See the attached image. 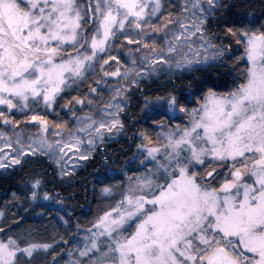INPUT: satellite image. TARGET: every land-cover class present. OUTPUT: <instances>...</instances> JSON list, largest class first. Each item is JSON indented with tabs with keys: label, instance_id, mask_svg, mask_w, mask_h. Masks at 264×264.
Wrapping results in <instances>:
<instances>
[{
	"label": "snow or ice",
	"instance_id": "obj_1",
	"mask_svg": "<svg viewBox=\"0 0 264 264\" xmlns=\"http://www.w3.org/2000/svg\"><path fill=\"white\" fill-rule=\"evenodd\" d=\"M235 7L232 0H0L7 110L0 122L11 129L0 130V176L47 160L71 183L98 155L94 188L105 199L119 196L81 225L34 170L22 203L46 224L75 227L82 243L57 252L68 244L63 236L0 228V264H264V0ZM213 69L232 76L233 86L217 90ZM153 79L156 94L143 95L150 89L141 85ZM136 92L138 115L155 131L133 132L135 150L112 168L108 160L117 158L97 149L139 123L129 111ZM57 107L71 111V127L40 114ZM29 122L35 132L22 127ZM133 167L142 171L128 174ZM109 170L126 182H108Z\"/></svg>",
	"mask_w": 264,
	"mask_h": 264
},
{
	"label": "trees",
	"instance_id": "obj_2",
	"mask_svg": "<svg viewBox=\"0 0 264 264\" xmlns=\"http://www.w3.org/2000/svg\"><path fill=\"white\" fill-rule=\"evenodd\" d=\"M232 2L236 5L233 11H242L245 4L251 2V0H232ZM249 11H251V9H249ZM233 48H235V45H233ZM239 55V52H234L233 57H229V59L234 60V57ZM208 75L210 79L215 80L217 84L221 85V87L217 89L219 91H226L228 87L233 86L232 76L224 77L217 73L215 69ZM238 75L239 72H237V76ZM160 80L162 81L163 77H161ZM156 83H158V81L153 79L142 84V88L150 89V91L143 92V95L154 96L156 92L151 91V89L155 87ZM83 94V90L80 92H69L66 93L65 99L70 100L72 96ZM160 94L162 95L163 93ZM140 95V92H136L135 94L130 93L133 106L129 109L139 123L133 128H127L126 131L122 132L121 136L106 141L101 148L97 149V152L103 150L105 155L111 152L112 156L117 158L108 160V164L112 168L124 166L123 162L129 158L132 151L135 150V143L133 142L132 136L133 132L143 128L155 131L151 128V122L145 123L140 119V115H138L140 112L139 105L143 103L140 99ZM63 102V100L60 101V103ZM63 109L64 108L57 107L56 114H48V118L50 120L67 121ZM162 115L164 114L162 113ZM158 119H160V117L152 118V120ZM164 119L169 123L173 122L167 115H164ZM129 149H131V151ZM34 170L42 171L48 181H50V183L46 185V190L51 191L54 195L58 191L61 197L66 198L65 203L69 205L67 212L71 215L73 221H78L81 225L86 226L87 222L91 221L104 210L106 205L112 204L114 200L119 199V196L115 194H113L111 198L105 199L99 191V186L95 185L94 188L95 175L98 171L103 170V165L98 155L95 156L94 160H90L77 170V175L73 178L71 183L60 179L56 175V166L47 160L30 161L22 170L17 169L11 172L8 178L0 176V209L5 211V216L0 217V228L7 229L11 227L13 232H23L31 226L33 228L32 236L36 238L49 239L51 237H56L59 239V236H63L68 244L60 243L59 247L55 249L57 252H59L60 249L71 247L74 243L81 242L80 237L75 240L73 239L76 233L75 227L65 230V226L61 225L54 218H48L49 222L46 224L45 221L35 217L33 207H30L27 203H22L24 200V185L30 179V174ZM140 171H142V169L137 167L127 169L128 174ZM108 174L109 176L115 175V181H108L110 183L126 182V178L123 174H114L111 170H109ZM13 193H16L20 200L15 199ZM41 207H43V205H41ZM36 211H38V209H36Z\"/></svg>",
	"mask_w": 264,
	"mask_h": 264
},
{
	"label": "rangeland",
	"instance_id": "obj_3",
	"mask_svg": "<svg viewBox=\"0 0 264 264\" xmlns=\"http://www.w3.org/2000/svg\"><path fill=\"white\" fill-rule=\"evenodd\" d=\"M113 82L114 81H109V83H113ZM85 87H86V85L82 86V89L85 88ZM83 93H84V91H83ZM69 108H72L74 111L77 112V114H79L80 111H81V109L79 107H73L71 104L69 105ZM0 111H7V110L4 108V106H0ZM63 113L66 115V119H67L68 126L71 127L73 125V123H74L72 121V119H71V111H69L68 108H64L63 109ZM40 114L41 115L48 116V114H53V113H51L50 111H47V110H41L40 111ZM12 115L16 119H21V117L15 111L12 112ZM175 122L183 123L184 122V119L181 118L179 115H177V118H176V121ZM22 127L25 128V130L27 132H35V130H36V123L35 122H29L28 124H22ZM0 130H3V131H11V129L9 127H5L2 122H0ZM121 135H122V133H120L118 136H121ZM118 136H116V137H118ZM116 137H114V138H116ZM80 241L82 243V237H80ZM64 259L66 260V259H68V257L65 256Z\"/></svg>",
	"mask_w": 264,
	"mask_h": 264
}]
</instances>
